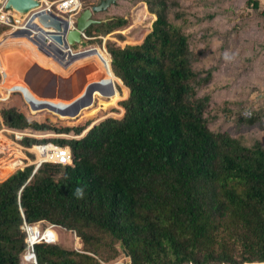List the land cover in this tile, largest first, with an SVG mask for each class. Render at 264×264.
Listing matches in <instances>:
<instances>
[{
  "label": "trees",
  "instance_id": "1",
  "mask_svg": "<svg viewBox=\"0 0 264 264\" xmlns=\"http://www.w3.org/2000/svg\"><path fill=\"white\" fill-rule=\"evenodd\" d=\"M141 1L155 16L141 43L108 44V52L91 47L109 53L111 62L92 69L87 83L96 88L87 106L94 95L111 98L96 97V106L75 119L51 113L43 123L16 108L0 109L7 128L74 135L113 115V108L124 112L82 138L55 141L69 147L71 166L46 163L33 176L28 166L0 182V264H23L24 221L73 231L83 245L80 253L35 244L36 264H110L121 250L130 264L264 262V146L210 129V99L197 91L211 73L202 79L195 71L197 57L167 1ZM252 5L257 9L258 0ZM124 25L117 17L86 33L95 28L107 35ZM83 117L88 120L66 124ZM34 142L27 138L23 144Z\"/></svg>",
  "mask_w": 264,
  "mask_h": 264
},
{
  "label": "rangeland",
  "instance_id": "2",
  "mask_svg": "<svg viewBox=\"0 0 264 264\" xmlns=\"http://www.w3.org/2000/svg\"><path fill=\"white\" fill-rule=\"evenodd\" d=\"M81 1L83 2V10L99 2V0ZM166 1L170 7L169 14L172 17L177 16L175 18L177 24H181L182 30L188 35L190 49L197 57L194 62L195 71L199 73V77L202 79L207 76L208 71L211 73L209 82L206 85L199 86L197 91L199 96H208L210 99L206 109V118L209 121L210 129L214 132L226 131L232 137L248 144L259 141L264 146V16L261 14L264 11V0H258L257 9L252 5L254 0ZM26 16L27 14L24 17L21 16L22 20ZM92 17L101 21L100 24L94 25V27L102 24L106 25L108 21L117 17L125 19L126 25L107 35L96 32L95 28H92L87 33L86 30V38L83 39V43L72 48L74 52L95 46L104 47L107 51L108 44L124 47L128 44L141 43L144 36L151 31L152 23L155 20L153 18L155 16L148 12L147 5L141 0H117L115 5H111L106 11L93 14ZM21 23L22 21L18 25ZM12 32V28L1 27L0 41L6 40L8 47H10V44L25 38L27 46L31 44L25 36L13 35L16 38L9 39L8 36ZM10 40L13 42L11 43ZM35 48H37L36 45ZM18 52L24 55V52L20 49L1 52L3 58L4 56L6 57L5 54L11 53L6 58V64L12 69L17 68L19 70L18 66L22 67L23 63H28L24 56H20ZM39 52L45 57L46 54L44 52ZM42 54L35 51V55L39 58H42ZM88 56L89 54L81 58H88ZM43 61H46V58H43ZM52 70H56V68L51 67ZM77 71L78 73L85 72L86 69H78ZM54 75L49 76L50 82L49 79L47 80L48 84L52 83L53 85L48 89L51 93L56 92V85L57 83L59 84L57 77L60 76V79L62 78V73L58 75L55 73ZM46 76L48 77V75ZM19 78L21 79V77ZM81 86L85 90L88 84L83 82ZM21 95L14 92L5 100V97L0 93V109L16 108L28 119L39 123H43L52 116L51 113L45 111L32 115L28 104L24 102ZM125 99L126 97L120 99L118 104ZM96 104L94 105L96 106ZM113 109L111 111L113 115L104 117L95 123L98 124L106 118L119 119L123 116L124 112L117 108ZM250 118L255 120L252 125L246 122ZM86 120L88 119L83 117L66 121L68 122L66 124L75 126ZM24 130L32 135L29 139L35 140L36 142L34 143H45L46 141L54 144H56V140L71 139L85 133L83 131L80 135H74L73 132L60 134L49 129L36 130L26 128ZM57 168L59 169L58 174L62 173L63 168L60 166ZM2 173L0 171V177L4 178L5 176ZM34 224L39 226L40 231H42L50 223L39 221ZM55 230L58 234L56 245L80 253L83 252L82 242L76 240L75 237L77 236L73 231H66L59 226ZM116 247L120 250L119 246ZM24 254L20 257L21 263H31L32 260L27 259ZM128 263H130V258L126 257L121 250L120 255L110 264Z\"/></svg>",
  "mask_w": 264,
  "mask_h": 264
},
{
  "label": "bare ground",
  "instance_id": "3",
  "mask_svg": "<svg viewBox=\"0 0 264 264\" xmlns=\"http://www.w3.org/2000/svg\"><path fill=\"white\" fill-rule=\"evenodd\" d=\"M16 22L20 23L22 21V17L15 13ZM72 23V22H71ZM72 26V25H71ZM50 31L49 28L46 29ZM9 39H15L13 35L8 36ZM29 40V39H28ZM11 41V40H10ZM26 39L22 38L21 40H17L14 44H10L8 47V42L6 40L0 41V73H1V83H0V93L5 100L11 96V93L19 92L22 94L24 101L28 104L30 111L32 113H37L41 111H48L60 119H75L81 115L83 110H87L94 106L96 102V97L100 98H111V97H102L99 95H94L93 103L90 106H84L79 109L78 114L75 116H71L72 114H68L72 105L76 102L84 101L86 99L88 86H86L85 90L82 89L81 84L79 83L76 71L78 69H86L87 73L92 71L91 68H95L96 66H104L109 64V55L108 53L104 54V57L95 58L94 56H88V58H79L76 61H73L68 67H63L55 62L51 57L43 56L40 50L35 48V45L32 41L31 44L27 46ZM28 41V42H29ZM13 41H11L12 43ZM29 42V43H30ZM47 42L49 45H55L60 47L57 43H55L50 37H47ZM25 43V44H24ZM7 46V47H6ZM20 48H19V47ZM23 47V48H21ZM22 50L24 55L20 52L18 54L23 55L25 60L29 63L22 64L18 66L19 70L12 69L6 64V58L10 54H5L6 57L1 56V52L11 50ZM25 49V50H24ZM27 49V50H26ZM35 51L42 54V58H39L35 55ZM43 58H46V61H43ZM12 59V58H11ZM22 60V59H21ZM12 61V60H11ZM14 61V60H13ZM101 66V67H102ZM51 67L56 68V70L51 71ZM22 69V70H21ZM91 69V70H88ZM62 73V82H59L56 88V92H50L48 89L50 86H53L52 83L48 84L51 80L49 76H55L59 73ZM21 77V79L17 76ZM45 75V76H44ZM48 75V77L46 76ZM44 76V77H43ZM60 79V76L57 77ZM49 79V82L47 81ZM57 79V81H58ZM71 82V83H70ZM49 85V86H48ZM3 90V92H1ZM41 103H49L51 105H55L63 109L66 112H55L50 107L43 109L44 107L40 106ZM42 109V110H38ZM17 156V155H16ZM6 168V166H5ZM8 169L15 170V165L10 163L7 166ZM56 226L48 225L46 229L40 231L39 226L34 225L30 230L29 238L32 241H40V239L49 240H58L56 237L58 234L56 232Z\"/></svg>",
  "mask_w": 264,
  "mask_h": 264
},
{
  "label": "water",
  "instance_id": "4",
  "mask_svg": "<svg viewBox=\"0 0 264 264\" xmlns=\"http://www.w3.org/2000/svg\"><path fill=\"white\" fill-rule=\"evenodd\" d=\"M116 1L117 0H99L96 5L84 9L73 21L59 17L51 12L39 11L31 15L25 27L12 32L11 35L29 36L30 31H34L35 35L32 37L31 41L37 46V48L51 57L59 65L68 67L73 61H76L77 59L94 52V49L89 48L73 53L72 48L75 45H80L83 43L85 31L91 25H97L101 23V21L93 19V14L106 11L111 5H115ZM2 4L5 9L12 10L19 16H23L38 8L39 0H0V5ZM47 28H49L50 31H47ZM47 37H50L60 47L49 45V42H47ZM58 81L62 82V79H59ZM87 88L88 91L86 99L84 101L76 102L68 111V114H72L71 116L77 115L79 109L88 105L90 101H92V94L96 86L89 85ZM106 93L110 95L112 93V89L109 88ZM40 106L44 108L50 107L49 109L58 113L61 111L66 112L63 111L62 108L49 103H41ZM94 125H96V123L92 124L90 128L85 131V133L78 137V139L84 137ZM123 253L126 257H129L127 252L124 251ZM25 257L27 259H31L32 262L36 264L34 252H28ZM247 264H264V262Z\"/></svg>",
  "mask_w": 264,
  "mask_h": 264
},
{
  "label": "built area",
  "instance_id": "5",
  "mask_svg": "<svg viewBox=\"0 0 264 264\" xmlns=\"http://www.w3.org/2000/svg\"><path fill=\"white\" fill-rule=\"evenodd\" d=\"M39 11L51 12L59 17L73 21L83 11V2L81 0H39V7L27 14L20 25L16 23L15 12L5 9L2 4L0 5V27L5 26L12 28L14 32L25 27L31 15ZM34 33V31H30L29 36L25 37L31 41L32 37L35 35ZM83 38H86V36H83ZM72 52L75 53L73 49ZM0 124H2L0 127V171H2L3 167L6 169L7 167L5 168V166H8L9 163L15 165V170L5 179L0 177V182H3L13 173L23 170L28 166H33V172L31 173V176H33L34 173L46 163L61 166L72 165L69 147L51 142L23 145L25 139L32 137L31 134L25 130L7 128L3 125L1 119ZM34 225L36 224H27L24 221L21 227L22 231L26 234L25 243L27 245V253L33 252L34 245L40 242L47 244L56 243L52 238L49 240L40 239L38 242L32 241L28 236ZM49 225L55 226L53 224Z\"/></svg>",
  "mask_w": 264,
  "mask_h": 264
},
{
  "label": "crops",
  "instance_id": "6",
  "mask_svg": "<svg viewBox=\"0 0 264 264\" xmlns=\"http://www.w3.org/2000/svg\"><path fill=\"white\" fill-rule=\"evenodd\" d=\"M18 24V23H17ZM105 53H107V52H102V53H100V54H96V53H94V52H92V53H89V56H94L95 58H100V57H104V54ZM108 55H109V53H108ZM109 62H110V56H109ZM91 70V69H90ZM86 72V71H85ZM76 76H77V79H78V81L80 80L79 78H80V76L81 75H83L84 74V71H82V72H79L78 73V71H76ZM91 77V71H89L88 72V74H87V76L84 78V81L83 82H85V83H87V81L89 80V78ZM82 82V83H83ZM82 83H80V84H82ZM88 84V83H87ZM1 172H3L2 174H3V176H7L8 175V173H10V172H12V169H4V167H3V169H2V171ZM3 179V178H2Z\"/></svg>",
  "mask_w": 264,
  "mask_h": 264
}]
</instances>
